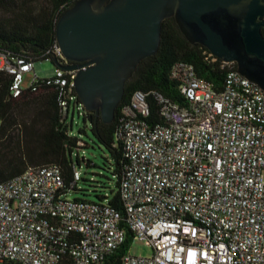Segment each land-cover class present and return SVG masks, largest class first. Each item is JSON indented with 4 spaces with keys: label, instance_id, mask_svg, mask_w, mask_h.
<instances>
[{
    "label": "built area",
    "instance_id": "2783aa9c",
    "mask_svg": "<svg viewBox=\"0 0 264 264\" xmlns=\"http://www.w3.org/2000/svg\"><path fill=\"white\" fill-rule=\"evenodd\" d=\"M51 53L65 62L56 42ZM0 57L16 97L33 64ZM75 74L55 68L43 78L56 88L62 115ZM169 78L183 104L135 91L120 109L122 218L106 203L68 197L82 175L76 167L68 189L57 165L27 167L0 182V262L264 264V91L236 70L214 89L184 62L171 65ZM151 105L162 123L142 120ZM128 234L125 251L110 262ZM134 240L151 254L130 255Z\"/></svg>",
    "mask_w": 264,
    "mask_h": 264
},
{
    "label": "trees",
    "instance_id": "16d2710c",
    "mask_svg": "<svg viewBox=\"0 0 264 264\" xmlns=\"http://www.w3.org/2000/svg\"><path fill=\"white\" fill-rule=\"evenodd\" d=\"M75 1L41 0L39 5L31 8L25 0H0V55L23 57L32 64L38 60H49L56 42V19ZM260 32L264 37V27ZM174 62L192 65L195 75L217 90L222 88L226 72L235 70L233 63H224L213 57L200 44H190L179 31L174 18H165L161 22L157 51L141 59L124 83L123 95L112 121L104 124L99 117H94L93 112L81 108L82 126L77 130L80 138L72 133L74 111L80 115V109L76 108L80 103L74 89L71 94L74 98L68 102L66 114L62 115L54 86L46 85L43 78L34 77L28 87L12 97L9 92L12 77L0 69V182L16 176L27 167L57 165L64 189H68L71 170L80 165L84 172L78 182L91 189L94 202L106 203L122 218L119 182L126 160L116 135L120 109L135 91H157L183 104L184 99L176 83L169 78ZM150 108L148 117L142 120L162 123L157 107L151 105ZM83 149L98 151L100 163L85 157ZM77 183L70 192H81L86 196L83 192L88 189H78ZM129 241L128 234L125 244L109 259L110 262H116L112 260L125 251ZM0 264L18 263L5 260Z\"/></svg>",
    "mask_w": 264,
    "mask_h": 264
},
{
    "label": "water",
    "instance_id": "95a60500",
    "mask_svg": "<svg viewBox=\"0 0 264 264\" xmlns=\"http://www.w3.org/2000/svg\"><path fill=\"white\" fill-rule=\"evenodd\" d=\"M264 0H76L55 22V40L75 70L79 103L108 124L124 83L159 45L161 22L173 17L193 45L200 44L264 91Z\"/></svg>",
    "mask_w": 264,
    "mask_h": 264
},
{
    "label": "rangeland",
    "instance_id": "374dc122",
    "mask_svg": "<svg viewBox=\"0 0 264 264\" xmlns=\"http://www.w3.org/2000/svg\"><path fill=\"white\" fill-rule=\"evenodd\" d=\"M25 2H26L27 6L33 8L37 5H39L41 0H25ZM0 60H1V57H0ZM32 67H33V71L29 72L28 74H26L24 76L23 84H22L23 88L28 87L34 77H37V78L48 77L53 73V71L55 69L53 64L48 59L35 61L32 65ZM69 111L71 113V109H69ZM81 113H82L81 109H80V115H77V112L74 111L73 120H72V122H73L72 133L75 134L76 136H78L79 138H80V135H78L77 130L82 126V115H81ZM83 153H84L85 157H89V158L93 159L96 163H100V157H99L98 151L92 150V149H83ZM78 154L80 156V149L78 150ZM78 166H80V165H76V168L79 169V171L82 174L84 172V168L78 167ZM77 188L78 189H80V188L88 189L87 192H83L86 194V196H83L81 192H75V193L70 192V194L68 195L69 198H81L83 200L95 201V199L93 198V196L90 192L91 189L86 187L82 182L77 183ZM128 253L130 255L137 256V257H147L151 254V249L143 241L134 240L133 242H131V244L128 247Z\"/></svg>",
    "mask_w": 264,
    "mask_h": 264
},
{
    "label": "flooded vegetation",
    "instance_id": "af4514ba",
    "mask_svg": "<svg viewBox=\"0 0 264 264\" xmlns=\"http://www.w3.org/2000/svg\"><path fill=\"white\" fill-rule=\"evenodd\" d=\"M68 64H71V62H67V61H65L63 64H61V65H68Z\"/></svg>",
    "mask_w": 264,
    "mask_h": 264
},
{
    "label": "crops",
    "instance_id": "0c3cea01",
    "mask_svg": "<svg viewBox=\"0 0 264 264\" xmlns=\"http://www.w3.org/2000/svg\"><path fill=\"white\" fill-rule=\"evenodd\" d=\"M0 66H1V60H0ZM28 73H29V72H28ZM28 73H26V74H28ZM26 74H24V76H25ZM24 76H23V79H24ZM22 84H23V80H22Z\"/></svg>",
    "mask_w": 264,
    "mask_h": 264
}]
</instances>
